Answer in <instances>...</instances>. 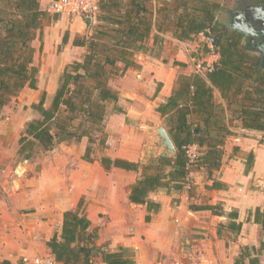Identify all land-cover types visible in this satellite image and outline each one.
Masks as SVG:
<instances>
[{"label":"trees","instance_id":"16d2710c","mask_svg":"<svg viewBox=\"0 0 264 264\" xmlns=\"http://www.w3.org/2000/svg\"><path fill=\"white\" fill-rule=\"evenodd\" d=\"M150 1H99L92 32L73 40L74 45L85 46L87 52L81 60L64 66L48 106L45 92L38 102L31 104L37 116L25 122L18 138V157L34 159L60 142L87 137L89 144L83 159L92 161L93 144L98 142L102 147L106 144L103 123L106 105L118 99L108 79L118 73L119 61L124 63L122 72L138 66L134 57L146 50L153 17L158 31L169 29L180 41L194 40L200 32L211 34L218 54L212 68L204 73L178 74L171 95L155 108L168 128L176 153L151 156L143 163L100 159L106 169L113 166L140 170L139 177L129 186L128 198L134 204L145 205L148 212H156L160 204L150 199L149 193L158 188H164L168 194L182 191L187 188L189 171L203 172L211 181L205 184L207 189L224 187L215 172L221 167L226 139L233 134L231 124L239 121L244 129L264 132V69L244 35L219 20L218 14L227 9L220 0H155L154 11L149 9ZM236 1L264 6V0ZM49 16L40 7V0H0V113L23 88H37L39 68L34 62L32 42L42 40V21ZM51 18L56 20L59 16L51 14ZM207 51L204 43L193 54L194 60L203 58ZM215 89L226 103L229 118L225 107L214 98ZM190 143L198 144L200 149L196 160L188 164L183 146ZM252 158L250 152L248 161ZM192 188L191 178L187 188L190 195ZM82 203L80 199L75 209L63 211L59 232L45 242L54 260L59 264H133L132 248L120 246L112 250L107 243H97V228L92 227ZM190 208L196 209L192 204ZM205 208L224 214L216 205ZM229 215L236 218L237 212ZM149 219L150 215H145V220ZM245 221L260 225L263 234L258 246H240L233 264H260L264 253V206L248 211ZM241 225V222L220 224L217 232L224 227L239 232ZM0 264L15 263L0 259Z\"/></svg>","mask_w":264,"mask_h":264},{"label":"crops","instance_id":"0c3cea01","mask_svg":"<svg viewBox=\"0 0 264 264\" xmlns=\"http://www.w3.org/2000/svg\"><path fill=\"white\" fill-rule=\"evenodd\" d=\"M50 1L40 0V7L46 10ZM156 5L155 0L148 3L152 11ZM48 14L42 21V40L32 42L34 62L39 68L37 88L40 84L46 86L43 90L46 106L58 87L64 66L81 60L87 52L85 46L73 44L74 38L90 34L96 24L80 16L54 20ZM50 32L54 35L47 54L46 34ZM201 39L198 34L194 40L180 41L169 29L158 31L153 17L146 50L134 57L138 66L122 72L124 63L119 61L118 73L108 79L118 99L106 105L103 121L106 144L104 147L98 142L93 144L92 161L83 159L89 143L87 137H82L80 141H63L42 152L38 169L31 163L33 159L16 165L15 172L25 171L23 180L28 177L23 190L30 198L23 204L35 210L26 213L30 216L26 231L2 220L7 214L6 207L0 206V259L34 264L32 259L37 254L52 257L45 242L59 232L63 211L75 209L80 199L84 200L83 208L92 227L97 228V243H107L112 250L120 246L132 248L133 264H233L240 246H258L263 231L260 225L245 219L248 211L264 206V143L260 142L264 139L263 131L244 129L239 121L233 122L230 127L233 134L226 139L222 164L215 172L224 187L207 189L205 184L211 181L203 172H194L191 195L186 187L169 194L164 188L149 193L148 197L160 204L156 212H148L145 205L134 204L128 198L129 186L139 177L140 170L113 166L106 169L100 163L102 157L143 163L159 155L156 128L159 125L167 131L168 128L155 108L171 95L178 74L194 72L193 54L198 52L196 43ZM37 88H28V93L37 92ZM213 94L229 118L219 91L215 89ZM34 116L25 117L20 135L25 122ZM8 125L9 117L0 120V142L5 143L3 139L9 135ZM234 147L238 150L234 151ZM18 149L19 145L17 153H12L17 159ZM190 204L196 209L190 208ZM206 205H216L224 214L213 213ZM232 211L237 212L236 218L230 217ZM227 222H241L240 231L224 227L218 234L220 224ZM23 258H28V262ZM260 264H264V253Z\"/></svg>","mask_w":264,"mask_h":264},{"label":"rangeland","instance_id":"374dc122","mask_svg":"<svg viewBox=\"0 0 264 264\" xmlns=\"http://www.w3.org/2000/svg\"><path fill=\"white\" fill-rule=\"evenodd\" d=\"M220 1L222 2L224 8L227 9H230L238 5L236 0H220ZM225 13H226L225 11L220 12L218 14V17L219 20H221L222 22L228 25V18ZM82 19L84 18L82 17ZM53 35H54L53 32L46 34L47 54L49 53L48 51L52 43ZM203 42H204L203 39H201L196 43L197 49L203 48V44H204ZM45 87H46L45 85L40 84L37 88V92L35 91V93L32 92L28 93L29 92L28 88H26L25 91H23L24 89L21 90L15 97H12L11 100L3 107L2 110L3 114L0 115V120H3L5 117H9L8 128L10 129V131L8 132L9 134L8 137H5L3 139L5 143L0 142V206L6 207V214H7V217L2 216V220L6 221L11 225L17 226L20 229L24 228L26 231L28 230L26 228L27 219L30 218V216L26 215V213H29L31 210H35V209L33 207L30 208L25 207L23 204L24 201L30 198L28 195L29 193L23 190L24 181L27 180L28 177L25 180H23V175H25L26 172L25 171H23L22 173H20L21 171H19L18 173L15 172L16 165H18L19 162H23L24 160L20 159L19 157L17 159L15 155H12V153L13 154L14 152L17 153L16 151L18 148L17 137L21 133V127L23 125L25 117H28L29 114L36 116L35 112L31 109L30 105L31 103L38 101ZM260 142L264 143V139H260ZM4 146L6 148L1 149V147ZM41 156L42 153H39L38 156L34 158L35 160L33 159L31 162L35 165L33 166L37 169L40 168L39 160ZM82 202H83L82 205H84V200ZM41 247L43 246L41 245ZM43 255L37 254V256H43Z\"/></svg>","mask_w":264,"mask_h":264},{"label":"built area","instance_id":"2783aa9c","mask_svg":"<svg viewBox=\"0 0 264 264\" xmlns=\"http://www.w3.org/2000/svg\"><path fill=\"white\" fill-rule=\"evenodd\" d=\"M100 0H51L46 11L50 14H56L59 17L68 16H81L85 20L89 19V22L96 20V15L99 11ZM202 36L203 41L208 49L206 55L203 58L195 60L194 72L204 73L210 70L214 62L218 58V54L214 51V37L211 34H205L204 32L199 33ZM199 145L196 143H190L183 146V151L188 158V164L193 163L199 155ZM189 166V165H188ZM193 171H189L186 182L187 188L191 178H193ZM24 262H28V258H23ZM34 264H59L49 255L36 256L32 259Z\"/></svg>","mask_w":264,"mask_h":264},{"label":"water","instance_id":"95a60500","mask_svg":"<svg viewBox=\"0 0 264 264\" xmlns=\"http://www.w3.org/2000/svg\"><path fill=\"white\" fill-rule=\"evenodd\" d=\"M227 16L230 18L228 26L244 35L249 36L248 43H254L251 50L258 53L260 66L264 69V6L256 4H246L244 8L238 11L226 9ZM263 18V19H262ZM89 21V19H86ZM254 22H259L257 29ZM260 34L261 39L255 42V36ZM158 143L161 149L160 156L172 155L176 153V146L173 143L167 129L163 125L156 128Z\"/></svg>","mask_w":264,"mask_h":264},{"label":"flooded vegetation","instance_id":"af4514ba","mask_svg":"<svg viewBox=\"0 0 264 264\" xmlns=\"http://www.w3.org/2000/svg\"><path fill=\"white\" fill-rule=\"evenodd\" d=\"M246 4H252V3H246V2H242V3H240V4H238V5H236V6H234V7H232V8H230L231 10H233V11H238V10H241L242 8H244V6L246 5ZM226 15H227V13H225ZM227 18H228V22H229V17L227 16ZM263 19V18H262ZM262 21H264V19L262 20ZM254 25H255V27L258 29L259 28V25H260V23L259 22H254ZM244 35V34H243ZM261 39V36H260V34H257L256 36H255V42H258L259 40ZM244 40L246 41V43L248 44V46L251 48L253 45H254V43H248V41H249V36L248 35H244Z\"/></svg>","mask_w":264,"mask_h":264}]
</instances>
